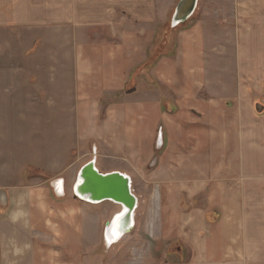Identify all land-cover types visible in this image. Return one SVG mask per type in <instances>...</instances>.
Returning a JSON list of instances; mask_svg holds the SVG:
<instances>
[{
    "label": "crops",
    "instance_id": "1",
    "mask_svg": "<svg viewBox=\"0 0 264 264\" xmlns=\"http://www.w3.org/2000/svg\"><path fill=\"white\" fill-rule=\"evenodd\" d=\"M205 5H200L195 20L177 32L175 49L157 55L152 62L156 27L165 22V0H0V27L45 24L69 29L61 40L72 45L61 50L62 65H48L40 72L47 75L45 87L53 106L58 107L52 113L62 115L59 137H72L84 152L92 146L99 171L126 173L132 183L145 187L137 196V209L141 199L147 207L142 238L176 241L178 253L188 250L186 260L178 264H264L261 212L254 216L253 225H246L247 211L238 209L239 205L229 206L221 212L220 222L205 224L209 209L186 211L177 204L181 199H198L201 183L204 188L214 184L213 143L208 138L197 141L209 132L198 122L216 114L217 106L224 110L223 99L245 98L241 82L247 72L256 79L255 65L264 59V0H207ZM57 53L53 51L51 58L56 59ZM215 58L221 62L215 63ZM214 68L226 75L225 84L213 83ZM231 75L237 76V87L230 86ZM13 84L14 90L21 88L20 82ZM5 89L1 85L0 90ZM88 156L84 163L91 159V151ZM75 176L69 189L65 177H58L65 182L64 196L53 185L58 178L49 183L53 216L63 221L61 228L53 227L54 233L63 235L58 258L46 252L27 254V248L16 246L26 241L17 236V229L27 203L40 210L45 199L35 190L27 200L16 186L19 183L2 182V188L9 187L3 196L9 200L4 219L10 222L0 221V264H81L77 255L85 251L91 221L99 224L95 232L104 240L106 223L119 209L100 228L101 215L90 206H119L108 201L91 204L75 197L71 191ZM231 191L225 193L229 200L240 201L239 194ZM152 217L158 218L155 228ZM6 233L13 235L8 244ZM136 264L156 263L147 254Z\"/></svg>",
    "mask_w": 264,
    "mask_h": 264
},
{
    "label": "rangeland",
    "instance_id": "2",
    "mask_svg": "<svg viewBox=\"0 0 264 264\" xmlns=\"http://www.w3.org/2000/svg\"><path fill=\"white\" fill-rule=\"evenodd\" d=\"M179 1L165 0V22L160 27H156L159 30L151 47L150 62L157 55L168 54L175 49L177 32L195 20L200 5L205 7L207 0H198L193 15L184 23L172 27L171 18ZM62 28L45 24L0 27V87L6 86L5 91L0 90V185L2 182L19 183L16 186L21 189L27 200L28 195L35 190L43 194L45 203L40 210L32 203H27L29 206L22 213L23 222L20 228L17 227L19 233L17 236L26 241L21 242L22 244L16 243V246L19 248L22 245L25 251L27 248V254L34 251L46 252L45 255L54 258L60 257V250L57 248L61 246L63 240H59V237L62 238L63 235L54 233L53 227L61 228L63 221L53 216L51 198L47 195L49 183L53 178L65 177L69 189L77 168L89 159L88 151H91V157H95L92 146L84 152L72 137H59L63 133L62 115L56 116L58 107L53 106L45 87L47 75L40 74L48 65H62L61 50L71 48L72 43L61 40L63 35L69 33V29ZM53 51L58 52L56 59L50 56ZM214 62H221V59L215 58ZM249 65L247 62V66ZM255 67L259 71L255 75L256 79L252 72H247L246 80L241 82L245 86V98L223 99L224 110L217 106L214 110L216 114L207 115L205 121L198 122V124L203 123L209 132L205 138L199 135L197 141L208 138L207 140L213 143L214 184L212 186L208 184L204 188L205 186L201 187L203 186L201 183L198 187V199L193 201L181 199L177 204L180 210L186 211L191 208H202L206 211L209 209L205 215V224L220 222L221 212L229 206L232 209L239 205L238 209L247 211V215L250 216L245 218L246 225H253L256 218L254 216H258L260 212L264 215V59H260ZM14 69L19 73H11ZM225 76L214 68L211 80L215 85L222 84L223 81L225 84ZM234 76L237 77L236 75L229 77L230 86L237 87ZM19 82L21 88L14 90L13 83L19 85ZM130 90L131 88L127 89ZM52 112H55V115ZM52 149H55L56 153L48 154ZM175 156H178V153ZM14 174L20 175L21 179L13 177ZM2 186L4 185L0 186V221L8 223L10 221L5 220L4 217L6 218L5 209L9 208V200L3 195L7 194L9 187L2 188ZM143 188L145 187L137 182L132 183L133 193L136 196H139ZM228 190L239 194L240 201L229 200L228 195L225 194ZM90 207L92 211L101 215L100 228L108 216L119 209L110 203ZM147 219V207L141 199L136 211L135 230L112 248H110L112 245L107 247L104 240H101L100 235L95 232V227L97 228L99 224L95 225V221H91L85 234V251L81 249L77 255L79 262L136 264L147 254L156 264H178L186 260L188 250H184L182 255L178 253L176 241L163 243L147 237L142 238ZM157 222L158 218H151L154 228ZM11 225L14 223L11 222ZM5 237L7 244L13 241V235L6 233ZM157 246L161 249H157ZM41 261L43 260H38Z\"/></svg>",
    "mask_w": 264,
    "mask_h": 264
},
{
    "label": "water",
    "instance_id": "3",
    "mask_svg": "<svg viewBox=\"0 0 264 264\" xmlns=\"http://www.w3.org/2000/svg\"><path fill=\"white\" fill-rule=\"evenodd\" d=\"M198 0H180L173 12L171 26L176 27L188 20L197 7ZM75 197L91 204L111 201L121 205L122 209L114 215L104 229V240L107 246L112 241L106 237V228H114L121 237L132 227L133 213L137 207L138 198L133 193L129 175L120 171L101 172L95 165V157L84 163L77 172L72 187Z\"/></svg>",
    "mask_w": 264,
    "mask_h": 264
},
{
    "label": "bare ground",
    "instance_id": "4",
    "mask_svg": "<svg viewBox=\"0 0 264 264\" xmlns=\"http://www.w3.org/2000/svg\"><path fill=\"white\" fill-rule=\"evenodd\" d=\"M92 158L93 157H91V159ZM95 165H96V159H95ZM75 180H76V176H75ZM75 180H74V182H73V184L71 186V191L72 192H73L72 187H73V185L75 183ZM53 185H54V187L56 189V193L59 194V196H64L65 195V182H64V180L62 178L55 179L54 182H53ZM108 202H111V201H108ZM111 203L119 206V211L117 212V213H119L121 211V209H122L121 205H119L117 203H114V202H111ZM137 205H138V202H137ZM136 209H137V207H136ZM136 209H135V211H136ZM135 211H134L133 217H132V225H133V227L127 233H125L121 237H119L118 239L116 238L117 237V234H116V230L114 228H112V227H110V228L107 227L106 228V237L109 239V241H112L111 245L117 243L123 236L127 235L128 233H130L134 229V227H135ZM117 213H115V214H117ZM110 221H111V219L106 223V226L109 225Z\"/></svg>",
    "mask_w": 264,
    "mask_h": 264
},
{
    "label": "snow or ice",
    "instance_id": "5",
    "mask_svg": "<svg viewBox=\"0 0 264 264\" xmlns=\"http://www.w3.org/2000/svg\"><path fill=\"white\" fill-rule=\"evenodd\" d=\"M117 239L119 238V236L116 237Z\"/></svg>",
    "mask_w": 264,
    "mask_h": 264
}]
</instances>
